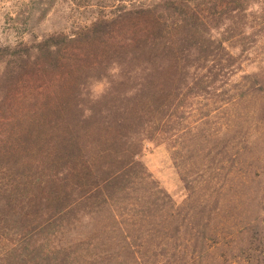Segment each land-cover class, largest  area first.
<instances>
[{
    "label": "trees",
    "instance_id": "trees-1",
    "mask_svg": "<svg viewBox=\"0 0 264 264\" xmlns=\"http://www.w3.org/2000/svg\"><path fill=\"white\" fill-rule=\"evenodd\" d=\"M106 1L70 34L0 50V119L20 118L28 78L69 77L32 120L29 140L0 150V264H120L123 255L127 264H158L145 246L152 238L171 256L182 251L173 241L185 242V264H264V151H256L264 149V56L250 70L241 61L248 39L260 41L264 0ZM212 75L224 84L219 111L235 107L223 133L234 128L238 168L213 187L181 174L178 204L140 156L150 142L181 143L185 129L172 116ZM183 145L178 154L189 152Z\"/></svg>",
    "mask_w": 264,
    "mask_h": 264
},
{
    "label": "rangeland",
    "instance_id": "rangeland-1",
    "mask_svg": "<svg viewBox=\"0 0 264 264\" xmlns=\"http://www.w3.org/2000/svg\"><path fill=\"white\" fill-rule=\"evenodd\" d=\"M106 2V0H0V50L6 51L7 47L13 46L19 41L26 43L40 41L56 32L70 34L76 28L90 24L94 18L101 14L103 11L101 7L93 4H105ZM261 15L263 18H260ZM257 16H259L257 20L264 21V12ZM259 35L258 44H254L251 38L247 41L251 49L249 54L247 53L241 59L244 68L246 66L245 69L250 70L252 62L264 56V29L259 30ZM247 55H249V59L246 61ZM223 74L226 75L221 78L227 82L223 87L224 98L229 99L234 94L235 88L232 83L234 77L229 74L228 70ZM68 81L69 77L67 76L38 77L37 75L22 83L19 97L24 112L18 113L20 118L12 117V113H10L0 119V150L4 152L13 146L17 147L18 144H13L17 143L16 138L22 139L24 143L27 139L29 140L32 120L44 113L46 105H53L54 101L60 98L64 90L63 86H66ZM204 82L207 86L206 91L198 95L193 94V90H187L182 97L184 99L181 101L180 109L172 116L171 121L180 122L185 129L183 133H180L183 134L181 143L176 141L175 136L161 144L150 142L146 144L140 156V160L153 179L178 204H182L185 199L184 181L181 174H187L189 176L187 178L191 180L192 184L213 187L216 183H230L238 168L237 139L233 131L234 128L227 129L223 133L226 128L230 127H226V123L231 125L233 115L236 113L235 107L229 105L226 106L228 110L219 111L218 100L221 99L219 94L222 91L221 86L224 84L216 81L214 75ZM241 108L243 112H247L246 106L243 105ZM244 117L245 125L249 126L252 116ZM258 126L260 125L254 123L251 128ZM205 136L219 137L213 139L214 145L205 141ZM181 145L189 152L183 151L178 154V148ZM204 145L206 146L204 147ZM256 151H264V149L257 148ZM201 173L203 174L201 175ZM193 179L198 180L194 181ZM201 192L204 193V190ZM222 216L219 218L222 219ZM131 242H134L132 246L136 256L139 259H145L147 256L139 250L142 247L136 244L132 238ZM173 242L175 244L172 243V249L179 245V250H184L186 243H183L181 239ZM145 246L157 250L158 253L154 254L151 251L150 254L154 255L155 261L157 258L158 264H171V259L172 262L176 259V264H185L186 262V258H182V251L176 256H171V251L161 254L160 249L155 246L153 238ZM122 258L123 261L120 264H127L126 256L123 255ZM152 263L149 262V264Z\"/></svg>",
    "mask_w": 264,
    "mask_h": 264
}]
</instances>
